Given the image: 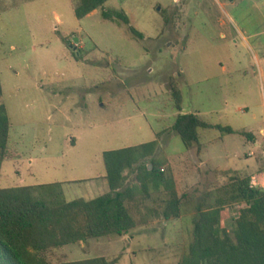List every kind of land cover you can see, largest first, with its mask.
<instances>
[{
  "label": "rangeland",
  "instance_id": "rangeland-1",
  "mask_svg": "<svg viewBox=\"0 0 264 264\" xmlns=\"http://www.w3.org/2000/svg\"><path fill=\"white\" fill-rule=\"evenodd\" d=\"M76 1L0 0L6 11H0V76L12 155L2 165L0 188L61 183L67 201L94 199L109 192L102 154L157 134L158 154L168 157L172 173L205 179L207 189L227 185L235 169L264 177V60L257 49H264V0L109 2L105 9H123L143 40L123 23L102 20L101 10L78 20ZM172 82L182 94L181 111ZM180 114H198L235 133L201 130L202 147L186 151L172 131ZM242 132L253 133L255 142ZM210 148L228 160L213 161ZM173 221L59 247L47 260L102 255L119 257L117 264H178L184 246Z\"/></svg>",
  "mask_w": 264,
  "mask_h": 264
},
{
  "label": "trees",
  "instance_id": "trees-1",
  "mask_svg": "<svg viewBox=\"0 0 264 264\" xmlns=\"http://www.w3.org/2000/svg\"><path fill=\"white\" fill-rule=\"evenodd\" d=\"M109 2L77 0L75 17L82 20L101 10L102 20L123 23L143 40L123 9H105ZM171 88L181 111V91L173 82ZM10 130L0 76V175L3 163L12 158ZM201 130L235 133L230 127L212 126L198 114H180L172 126L186 151L202 147ZM241 135L255 142L253 133ZM159 136L104 152L109 192L94 199L67 201L61 183L0 188V264H117L119 257L105 256L51 263L47 255L59 247L123 237L140 226L180 219L190 207L191 196L179 195L168 157L158 154ZM253 176L234 172L227 185L217 190L219 198L213 204L195 205V215L186 221L188 239L178 264H264V190L251 186ZM232 212H237L236 219L231 218ZM227 220L233 224L231 231Z\"/></svg>",
  "mask_w": 264,
  "mask_h": 264
},
{
  "label": "crops",
  "instance_id": "crops-1",
  "mask_svg": "<svg viewBox=\"0 0 264 264\" xmlns=\"http://www.w3.org/2000/svg\"><path fill=\"white\" fill-rule=\"evenodd\" d=\"M2 1H4V0H2ZM221 8L223 9L224 13L227 16L228 13L226 12L225 8L224 7H221ZM0 11H3V13L6 12L5 8L0 9ZM230 19H231V17H230ZM221 23H223V21H221ZM257 49H258V53L260 55V58L264 60V54H263L264 49L262 48V46H257ZM255 59L258 60V58H255ZM260 77L262 79L264 78V74L262 72L260 73ZM215 144H216V141L213 142L211 147H213ZM210 149H209L211 151L210 157H212L213 161H221V162L225 163L228 160V157H229L228 153L223 152L222 149H219L218 151L213 150V148H210ZM214 153H215V155H214ZM247 160L248 159H246V162H248ZM205 165H206L205 162L200 164V166H205ZM215 169H217L218 171H220L222 173L230 170L228 168H223V169L221 168L220 169L218 167H215ZM234 171L240 172L243 176L244 175H249V176L250 175H261V174L255 173V172H249V174H247L248 172L241 171L239 169H235ZM173 176H174L175 181H176L177 191H178L179 195L180 196H183V195L191 196L190 199H187V201L189 200V206H190L189 208H186L187 213L182 215L180 219L173 221L175 226L178 227V230L176 231L177 239L181 243V245H184V243H186V241L188 239V235H187L184 228L186 227V223H187L186 221L188 220V218L192 219L193 216L195 215L194 214L195 213L194 212L195 205L201 204L204 206V205L213 204L214 201L217 198H219L217 190L219 188L225 186V184H218L217 185L214 182L215 186L213 185L210 187V189H207V187L202 186V183H205V179H203V181L201 180L202 181V183H201L200 179L195 181V180H191V179H194L193 177L188 178L187 173L185 175H183L182 173L179 175L175 173V174H173ZM211 177H213V173H212ZM221 182H223V180H221ZM187 205H188V203H187ZM230 216H231V218L233 217L234 219H236L238 217V214H237V212H232V214ZM168 224H169V222H163L164 226H167ZM227 226H228L229 231H231L233 229L232 228L233 224H232L231 220H227Z\"/></svg>",
  "mask_w": 264,
  "mask_h": 264
},
{
  "label": "built area",
  "instance_id": "built-area-1",
  "mask_svg": "<svg viewBox=\"0 0 264 264\" xmlns=\"http://www.w3.org/2000/svg\"><path fill=\"white\" fill-rule=\"evenodd\" d=\"M264 177L261 175H254L251 179V186L255 188H261L264 190Z\"/></svg>",
  "mask_w": 264,
  "mask_h": 264
},
{
  "label": "water",
  "instance_id": "water-1",
  "mask_svg": "<svg viewBox=\"0 0 264 264\" xmlns=\"http://www.w3.org/2000/svg\"><path fill=\"white\" fill-rule=\"evenodd\" d=\"M76 42V41H75Z\"/></svg>",
  "mask_w": 264,
  "mask_h": 264
}]
</instances>
